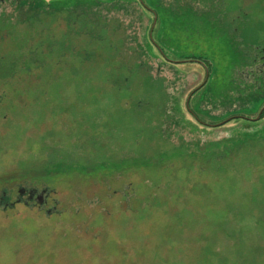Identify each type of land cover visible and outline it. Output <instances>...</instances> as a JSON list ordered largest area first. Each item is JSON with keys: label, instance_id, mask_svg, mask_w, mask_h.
<instances>
[{"label": "rangeland", "instance_id": "obj_1", "mask_svg": "<svg viewBox=\"0 0 264 264\" xmlns=\"http://www.w3.org/2000/svg\"><path fill=\"white\" fill-rule=\"evenodd\" d=\"M116 1L0 0V264H264V0Z\"/></svg>", "mask_w": 264, "mask_h": 264}, {"label": "trees", "instance_id": "obj_2", "mask_svg": "<svg viewBox=\"0 0 264 264\" xmlns=\"http://www.w3.org/2000/svg\"><path fill=\"white\" fill-rule=\"evenodd\" d=\"M69 1H72V0H23V2L28 3L32 7L31 10H36V13L38 12V10L42 9L43 7H47L46 5H48L49 8H52V10L55 11V10L59 9V7L61 5H64V4L66 5ZM79 1L83 2V3L89 2V5H94V7L95 6L99 7V6L105 5V3L109 2V0L108 1H106V0L105 1H100V0H79ZM140 1H141V3L143 5H145L144 0H140ZM127 2L131 3V0H128ZM127 2H122V1L118 2V1H116L115 3L117 5H120V7L122 8V7L126 6L125 3H127ZM46 3H49V4H46ZM21 51H23L22 53L24 55L22 53L18 54V55H22V60L20 62V66L23 64L24 61H26L29 58L32 59V61H34V62L36 61L37 57L34 58L30 54V52L28 54L29 55V57H28L24 53V49H22ZM190 57L192 58L193 56H188V58H190ZM258 60H259L258 58H255V59H252L251 62H253V66H254L253 68H255L256 71L262 72L264 70V67H262V68L257 67L258 66ZM4 65H5V63H2V64H0V67L1 66L4 67ZM8 66L10 67L11 70L16 69L15 68V66H16L15 60L12 61V62H9ZM243 68L245 69L247 67L244 66ZM15 71L16 70H14L13 72L9 73L10 77H13L15 75ZM247 76L249 77V75H247ZM188 110H190V105H189V109ZM189 112H191V114L193 116H195L197 121H198V118H197L198 113H195L192 109ZM236 116H239V115L235 114V113H232V114H228L226 117H223V118H225L224 121L227 120L224 125H232V124L238 125L240 123L257 124V123H260V122L264 121V111L262 112V114H261L259 119H252L250 117H244V116H240V117H236ZM210 127L215 128V127H218V125L211 124ZM251 139L252 138H250V137H246L245 139H238L237 141H235V143L233 144L234 146H232V148H230L229 146L226 147V150H225L226 152H224V154H221V157L230 156L235 151L243 150V149H246V148L250 149L252 147L251 141H250ZM259 142L264 144V136L260 137Z\"/></svg>", "mask_w": 264, "mask_h": 264}, {"label": "water", "instance_id": "obj_3", "mask_svg": "<svg viewBox=\"0 0 264 264\" xmlns=\"http://www.w3.org/2000/svg\"><path fill=\"white\" fill-rule=\"evenodd\" d=\"M263 111H264V107L261 109V111L259 112L258 116L256 118H254V119H259Z\"/></svg>", "mask_w": 264, "mask_h": 264}, {"label": "flooded vegetation", "instance_id": "obj_4", "mask_svg": "<svg viewBox=\"0 0 264 264\" xmlns=\"http://www.w3.org/2000/svg\"><path fill=\"white\" fill-rule=\"evenodd\" d=\"M34 192L38 193V191L35 189L30 190V193H34ZM27 194L29 195V193H27Z\"/></svg>", "mask_w": 264, "mask_h": 264}]
</instances>
